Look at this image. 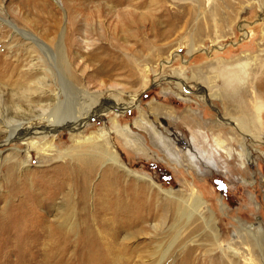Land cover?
Here are the masks:
<instances>
[{
    "label": "rangeland",
    "instance_id": "1",
    "mask_svg": "<svg viewBox=\"0 0 264 264\" xmlns=\"http://www.w3.org/2000/svg\"><path fill=\"white\" fill-rule=\"evenodd\" d=\"M260 1L0 0V130L5 125L11 126L16 120L14 117L20 116L14 105L28 100L24 96L27 90L58 92L61 100L55 103L68 115L62 119L94 101L92 93H97L96 99L105 104L138 97L139 109L146 116L139 121L140 127H136L132 122L139 116L137 110L122 112L118 132L123 133L122 137L117 144L109 136L105 151L81 149L78 154L74 151L66 159L57 160L58 155L72 149L74 141H68L70 132L62 128L57 138L62 153H55L50 161L39 163L33 152L28 169L36 171L46 183L52 178L53 166L67 163L79 168L84 159L97 161L88 194L85 192L90 200L82 204L79 200L82 194L76 189L77 185H73L74 200L67 196L59 209L55 205L49 211L51 232L41 243L35 244L33 251L28 246L32 233L26 231L21 236L15 232L13 228L21 226L22 221L12 220L8 213H3L7 203L17 204L22 198L21 194L10 193L6 177L13 152L23 148L14 142L0 145V264H43L44 251L52 260L53 256L63 258V264H102L103 261L105 264H180L184 249L193 247L197 256L213 249L211 231L199 214L189 223L184 219L177 223L174 216L166 215L161 207L153 204V213L151 209H142L144 223L134 226L125 222L120 204L118 209H112L116 217L112 210L99 213L97 207L106 206L104 200L113 199L103 190H96L103 179L104 168L111 164L106 154L109 151L120 157L123 165H129L131 171L152 176L164 194L198 193L205 201L204 220L214 219L219 231V247L225 250V257L241 262L248 257L249 246L253 248L252 243H256L252 232L260 237L264 227V145L250 144L245 138L251 152L247 162L239 141L243 132L255 130L251 126L243 132L235 129L233 117L256 123L258 132L253 134L264 140V120L259 123L254 107L256 96L263 101L261 115L264 117V98L255 95L262 77L258 66L263 65L259 61L262 48L259 34L264 26ZM31 34L46 47L38 42L34 44ZM253 34L252 41L247 35ZM59 45L62 50L58 49ZM237 62L241 64H235ZM232 70L239 73L242 84L253 94L245 98L247 113L236 111L226 115L218 98L211 96L218 94L219 86L225 83L230 88L236 86V80H225ZM50 102L39 103L51 106ZM27 103L21 105L20 111L24 112L21 117L29 113ZM33 109L43 113L37 106ZM42 116H35L34 123L40 126L46 119ZM113 116L111 110L100 118H93L85 136L103 126L107 131H114L110 123ZM26 120L25 127L31 122ZM151 123L161 128L168 147L157 139L152 141L154 135L150 137L144 131ZM220 127L228 128L234 140L222 136L220 133L226 130ZM177 130L183 132L181 137ZM2 136L0 134V142ZM133 136L145 145L142 146L144 152H136L135 145L130 144ZM183 154L187 161H180ZM15 171L20 174L21 170ZM135 204L133 208H138ZM20 219L34 221L28 215ZM153 224L157 228H152ZM85 228H89L93 240L103 246L102 252L95 253L98 262L88 256L87 249L73 257L67 251L58 255V243L68 236L85 240ZM178 228L181 229L179 239L169 248ZM56 235L59 236L56 238ZM254 250L260 255V247ZM212 253L213 257L220 255L218 248ZM254 259V263L259 264L258 258ZM203 263L211 264L207 260Z\"/></svg>",
    "mask_w": 264,
    "mask_h": 264
},
{
    "label": "bare ground",
    "instance_id": "2",
    "mask_svg": "<svg viewBox=\"0 0 264 264\" xmlns=\"http://www.w3.org/2000/svg\"><path fill=\"white\" fill-rule=\"evenodd\" d=\"M240 1H243V0H240ZM259 3H260L259 9L264 10V6H263L264 3L262 2V0ZM228 4L231 5L230 1H228ZM263 15H264V11L261 14L262 19L264 18ZM249 36H251V40H252L255 34L247 35V37ZM31 37L33 39L34 44L38 42L43 47H46L44 42L42 43L41 42L42 40H40L37 36H35L34 34H31ZM259 38L262 41L261 42L262 48L259 50V52L261 53L259 57V61L263 65L258 66L259 71H261L262 77L260 78L261 81L256 86L257 91L255 95L259 94L258 97L264 98V26H262V31L259 34ZM58 43H60V41ZM58 49L62 50V46L59 45ZM235 64L239 65L241 63L237 62ZM241 67H244V66L242 65ZM238 75L239 73H234V71L232 70L231 73L229 74V77L225 79L226 81L236 80L234 84L236 85L235 87L230 88L231 86L225 83L219 86V89L221 91L218 94H211L212 97L218 98L220 104L223 106L224 113L226 115L230 112H236V111H242L244 113L248 112L246 103H245V98L251 93L246 89L245 85L242 84L240 77ZM239 82L241 83L240 86H239ZM29 91L30 90H27L28 93L26 94H24L25 92L23 93L24 96H26V99L28 98L27 101L29 103H27L26 107H27V111L29 108V111H28L29 113L21 117L24 113L23 111H20L23 107L21 105H25L27 101L24 102V104L21 101L20 103H17L16 105H14V108L16 109V112H17L16 113L17 116L19 115L20 116L14 117L16 118V120L12 121L11 126L5 125L4 126L5 128H2V130H0V134L3 135L2 136L3 139L1 140L0 145H2L3 147L5 145H8L11 142H14V143L20 144L21 148H23L21 149V151L18 150L17 152H13L14 155L11 154L12 162L8 166V171H7L8 175L6 177V182L9 185L10 193L12 195L21 194L22 198L19 200L17 204H12L10 202L7 203V205H5V208L3 209V213H8L12 217L11 218L12 220L19 219L22 221L21 226L18 224L19 226L13 228L15 232L19 233L21 236H23L24 234L23 232H26V231L32 233L33 235V239L31 240L32 242L28 243L29 249L32 250L35 244L41 243V241L45 239L48 233L51 232L50 229L52 225H51L50 220L48 219L49 211L55 205L59 209V207H61L63 203L66 202L64 198H66L67 196L71 199V201L74 200L75 197L73 196L74 194L71 191L73 185L76 184L77 185L76 189L78 188L82 194L81 197L79 198L82 204L83 203L86 204L90 200V196L86 195L85 192H87L88 190L90 179H91L93 172L95 171L96 162H97L96 160H92V159H84L81 161L79 168H74L68 165L67 163H65L62 166L60 165L53 166L51 170L52 178L49 181V183H46L42 179L39 178L41 176H39L38 173H35L36 171L28 169L29 158L33 154V152L36 153L37 158L39 159V161L38 160L37 161L39 163H41L42 160H45V162L50 161L55 153L56 154L62 153V151L59 150L60 147L57 143L58 132L62 128H65L66 131L70 132L68 141L70 142V140H73V139L74 141L72 142L73 147L71 150L69 151L65 150V152L60 156L56 155L57 160H63L66 156L70 155L71 153L73 154L74 151H76L78 154V152H80L81 149L105 151L106 149L108 150L106 146V142L108 141L109 136H112L115 139V142L117 144L119 142L118 139L122 137L123 133L122 132L118 133L120 132V126H121V124L119 123L120 122L119 116L123 114L122 112H124L127 109L137 110V112L139 113V116L138 118H135L132 122V126H136V127H140L139 121L145 118L146 116L142 114V111L139 109V105H138L139 98L138 97L136 99L133 98L127 102L119 103V102H115L117 101L115 100L114 102L110 104H105L103 101L96 99L97 93L96 94L92 93L95 96L94 101L87 104L85 108L81 107V110L78 109L77 112H74L73 114H71L70 117H68L67 119H62V118H66L64 116H68V115L67 113L61 110L60 105H56L55 103L61 100L58 92H53L50 94L44 90H36L35 92L34 91L32 92V90L30 92ZM43 95L44 96L46 95L45 98H43L44 97ZM255 98H256V102H255L254 107L258 113L257 120L261 124L264 120V117H262L261 115L263 101L257 98L256 96ZM45 100H50L51 101L50 104L52 103L51 106L45 103L46 105H44L45 106L44 107L39 103ZM1 103L3 104V99ZM36 106H37V109H41L40 110L41 112L46 113L45 116H42L43 113H40V112L36 113L35 112L36 110L34 111V109L36 108L33 109V107H36ZM45 109L47 110L46 112H45ZM111 110H113L115 116H113L110 119V123L112 127L114 128V131L115 130L117 131L116 132L107 131L105 127L103 126L97 132H94L95 130H93L86 137L85 135H87L86 132L90 128L89 126L91 125L90 124L91 120L95 117L100 118L102 117V115L106 114L107 112H110ZM35 116H40V117L42 116L43 118H46V119L39 126L38 124L34 123L36 121ZM233 118L236 120V124L234 126L235 129L237 128L239 129V131L243 132V131H248L247 128L251 126L255 130L256 133L258 132V129H257L258 125L254 123L253 121L251 120L247 121L239 117H233ZM24 120L26 121L31 120V122H29L30 125L28 124L29 126L27 125V127H25L23 125ZM220 128L221 130H226L225 132L223 131L224 133L223 132L220 133L222 136H226L228 140L230 141L234 140V136L230 133V130L228 128H223V129L222 127ZM144 131L148 133L150 137L154 135L155 139L151 138L152 141L157 139L163 146L168 147L167 141L163 140V132L160 127L155 126L154 124L151 123L147 128H144ZM255 132L253 133L255 134ZM182 133L183 132L177 130L178 136L181 137ZM253 133L243 132L242 134L244 136L239 141V147H241L240 151L244 154V158L246 157L247 162L250 161L251 152L249 150V147L247 145L245 138H247L250 144H252L253 142H257L258 145L260 144L264 145V140H261L258 136H254ZM133 138L134 139H132V141L131 142L129 141V142L131 145L132 144L135 145V151L144 152L142 146H145V145L141 144L140 141L134 136ZM106 154H107V160L111 162V164L107 168H104V171L102 174L103 179L100 180V182L97 184L96 190L98 189L97 191L99 192L103 190L104 193H106L107 197H111L113 199L104 200V202L106 201L107 204L106 206L99 205V207H97V209L100 211L99 213L107 212L108 210H112L121 205L122 209L120 210V213L122 216H124L125 222L128 223L129 225H134V226L138 222L139 223L143 222L141 210L142 209L150 210L153 204H154L153 206L155 207H161L166 215L174 216L173 219L176 220L177 223L178 221H182V219L185 220V223H189L194 215L199 214L201 218L203 219V221H205L204 223L208 225V228L211 231V238H212L210 242L211 246H213V249L218 248L220 255L218 257H213L215 255L212 253L213 249H211L210 251L204 250L203 253L200 254V256H197L194 254L195 249L191 247L188 249H184L183 256H181L182 258H181L180 264H204L203 262H205V260H207V262L211 264H255L254 258L256 257L259 260V264H264V227L262 228L260 237H257V233L254 231L252 232L251 230L252 240L253 242L256 241L255 243L256 245L252 243V246H253L252 248L249 246L248 243H245L246 246H249L248 257L244 258L242 262L240 260L238 261V259H235V260L229 259L225 257V252H224L225 250L219 247V241H220L218 237L219 231H218V228L216 227V224H214V219L210 217L209 219L204 220L203 208L205 207V201L200 195H198V193L193 192V193L186 194V193L167 192V194H164L161 192V186L156 181L153 180L152 176L139 173V172H135V171L134 172L131 171L129 168V165H127L126 163L123 165L121 163V158L111 151H109ZM170 154L171 153L168 150V155ZM182 158L183 159L180 158V161L186 160V157L184 154ZM174 160L176 162H179L177 161L176 158ZM17 168L18 170H21L20 174L16 173L15 169ZM127 177H130V178H127ZM43 179L45 180V178ZM140 181L144 182L143 183L144 185L138 184ZM37 190L38 192H36ZM58 199H61L62 201L57 202ZM134 203L138 204V208H133ZM17 209H19V211H16ZM111 213H113V217L116 215V213H114V210H112ZM154 213H156V211ZM25 215L30 216V218L34 219L36 223L31 220L29 222H26L20 219V218H23ZM93 219H95V217ZM9 220L10 219H8L7 221ZM177 223L174 226H177ZM151 226L152 228H157L155 224ZM250 228L251 227H248L249 230ZM88 229L89 228H85L83 231V237L85 238V240L83 241H79L80 240L78 239L79 237L70 238L68 236L69 238L67 237L63 239V242L58 243L59 248L56 249V252H58V255L60 252L67 251V252H70L71 257H73L74 255L76 256L78 253L82 252V250L87 249V251L89 250L87 252L89 253L88 256H91V259H95L97 261V257H96L97 254L95 253L97 251H100L103 248V246L100 245L99 242L96 243L95 240H93L92 234H90ZM180 230L181 229L178 228V230L176 231L177 234L174 237V239H172V241L169 243V246H168L169 248L172 247L176 243L177 239H179L178 236L181 234ZM58 236L56 235V238ZM95 239L97 240V238ZM257 246H258V249L259 247L261 249L260 255L259 254L256 255L254 253L256 252L254 249L257 248ZM230 249L231 248L229 247V250ZM43 253L45 256L42 259L43 264H63L62 263L63 258L53 256L54 259L52 260L51 255L50 256L45 255L47 254L46 251H44ZM209 254H211V256H209ZM92 261L90 260V262ZM91 264H93V262ZM102 264H105L104 261L102 262Z\"/></svg>",
    "mask_w": 264,
    "mask_h": 264
}]
</instances>
